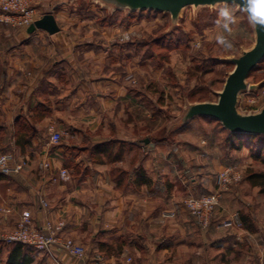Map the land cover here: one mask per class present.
<instances>
[{"label": "crops", "instance_id": "1", "mask_svg": "<svg viewBox=\"0 0 264 264\" xmlns=\"http://www.w3.org/2000/svg\"><path fill=\"white\" fill-rule=\"evenodd\" d=\"M38 8L40 18L45 12L41 4ZM26 29L10 32L0 26V117L5 119L0 133L7 134L0 147L3 143L17 158L28 160L19 174H0V232L16 228L22 210L30 211L37 226L62 218L63 234L85 250L89 246L88 255L109 245L106 256L101 253L107 264H242L249 258L245 248L264 246V220L257 218L254 206L247 207L254 230L223 224L245 205L237 188L225 193L206 227L184 208L188 194L214 190L223 165L239 161L238 149L217 139L183 147L191 155L186 158L181 147L167 140L142 141L137 117L142 97L112 76L106 50L63 45L60 26L54 34ZM45 40L52 44L49 55L41 51ZM24 69L39 76L31 80ZM20 81L30 87L22 100L13 93ZM46 101L51 112L40 117L35 108ZM53 118L60 130L71 133L72 142L50 144L42 136L55 124ZM23 128L35 136L18 145L15 134ZM192 151H198L196 157ZM44 156L51 165L41 170L37 163ZM60 166L69 170V180L59 179ZM165 211L174 216L164 217ZM258 233L262 238L257 242ZM13 248L0 243L1 264ZM55 255L61 264H93L59 248ZM30 256L29 264H53L43 251L33 249Z\"/></svg>", "mask_w": 264, "mask_h": 264}, {"label": "rangeland", "instance_id": "2", "mask_svg": "<svg viewBox=\"0 0 264 264\" xmlns=\"http://www.w3.org/2000/svg\"><path fill=\"white\" fill-rule=\"evenodd\" d=\"M39 4L43 13L54 10L60 30L64 32L59 38L63 45L76 48L85 44L96 51L106 50L110 65L107 69H111L112 76H117L123 85L125 83L129 92L139 93L142 97L137 109L139 137L172 142L181 147L186 158L191 155L183 147L205 146L217 139L226 143L227 131L214 119L195 117L184 126H179V122L188 103L217 100V91L221 90L227 74L233 69V64L225 62V59L238 56L254 43V30L243 15L237 13L240 16L238 25L231 33H225L233 45L225 50L214 39L217 14L211 6H186L173 23L168 12L117 9L99 0H39ZM6 30L16 32L19 29L6 27ZM41 46H44L41 51L46 55L53 51L52 44L46 40ZM5 68L8 70L7 64ZM23 74L31 80L39 76L25 69ZM246 81L256 88L239 93L237 108L242 113L264 107V61L250 72ZM20 83L19 87L13 88V93L22 100L28 95L29 86L26 87L22 81ZM4 121L0 117V123ZM53 122L55 124L50 126L60 130L55 118ZM63 130L61 127L59 142H72L71 133ZM217 130L224 133L216 137ZM0 135L4 137L5 133ZM42 136L48 138V130ZM3 137L0 136V142ZM238 150L239 161L233 163L240 166L242 177L230 189L237 188L243 193L244 211L248 212V205L254 206L258 211L255 213L257 218L264 220V191L252 186L246 178L251 172L264 171V144L259 158L255 157L254 145L243 144ZM197 153L192 151V156L196 157ZM212 219L213 216L209 223ZM5 233L0 232V236ZM260 238L262 233L256 235V241ZM247 239L253 237L249 235ZM244 253L249 254V258L242 264H264L262 244L245 248Z\"/></svg>", "mask_w": 264, "mask_h": 264}, {"label": "built area", "instance_id": "3", "mask_svg": "<svg viewBox=\"0 0 264 264\" xmlns=\"http://www.w3.org/2000/svg\"><path fill=\"white\" fill-rule=\"evenodd\" d=\"M39 0H0V26L10 29H25L38 18ZM62 136V131L49 127V143L57 144ZM0 156H7L9 159L5 162L4 168H0V174L16 175L19 174L27 164L26 158H17L14 152L5 151ZM51 159L49 156L41 158L37 167L41 170L49 169ZM242 171L238 164L229 162L225 164L216 175L215 188L211 192L195 195L188 194L184 199V206L189 214L194 217L198 223L206 227L209 224L214 210L220 205L224 195L230 188L241 179ZM60 180L70 179V172L66 167L60 166L58 170ZM41 203L47 205V202L41 198ZM164 217H173L174 212L165 211ZM233 224L242 228V220L238 212L230 214L228 219L223 220V224ZM65 220L58 218L56 220H46L42 226H37L32 222L31 213L28 210H22L16 228L2 234L0 241L6 244L20 243L33 249L43 251L53 264H61L55 255L57 248L69 253L80 260L90 259L93 264H107L105 258L100 252L88 255L84 246L74 240L72 237L65 236ZM238 239H240L238 237Z\"/></svg>", "mask_w": 264, "mask_h": 264}, {"label": "water", "instance_id": "4", "mask_svg": "<svg viewBox=\"0 0 264 264\" xmlns=\"http://www.w3.org/2000/svg\"><path fill=\"white\" fill-rule=\"evenodd\" d=\"M117 9L153 10L168 12L171 21L175 23L180 11L186 6H211L215 0H99ZM27 32L43 30L49 34L59 31L55 15L52 10L45 12L27 27ZM254 30V29H253ZM254 43L238 56L225 59L232 63L233 69L227 74L221 90L217 91L216 101H198L188 103L179 122V126L186 125L195 117L211 118L218 121L230 133L264 135V107L257 111L242 113L238 110L239 93L254 89L256 85L248 84L246 79L261 61H264V31L254 30ZM144 139V142H148Z\"/></svg>", "mask_w": 264, "mask_h": 264}, {"label": "trees", "instance_id": "5", "mask_svg": "<svg viewBox=\"0 0 264 264\" xmlns=\"http://www.w3.org/2000/svg\"><path fill=\"white\" fill-rule=\"evenodd\" d=\"M35 111L37 112L36 114L41 117L44 114L51 112V103L49 101L41 102L36 106ZM0 130H2L1 127H0ZM5 135L4 137L3 135H0L4 138V139L2 138V141H4L7 138V134ZM32 136H35V133L32 135L25 128L19 129L17 130L15 134V142L18 145H23L24 143L29 142ZM242 138H245V139H242ZM253 139H255L256 141L253 142L252 141ZM142 141H144V139ZM225 141H226L227 147L230 149H240L243 144L252 145V146L254 145L256 146V151L254 154L257 155V156L255 155L254 156L259 158L261 151H262V144H264V135L239 134V133H230L227 131ZM5 151H7L6 146L2 143L0 147V153L5 152ZM262 161H264V158H262ZM4 176H7V175H4ZM246 178L252 186H258L262 189V191H264V171L253 172V173L251 172L247 175ZM239 213H240L241 220H242V228L254 230L251 217L249 216V212L244 211L242 209L240 210ZM13 244H14V248L12 249L11 254L6 264H29L32 261V257L30 256V253L31 251H33V248L20 244V243H13ZM100 249L102 250L100 251V253L106 256L104 252L106 250L109 251V245L103 243L101 244Z\"/></svg>", "mask_w": 264, "mask_h": 264}, {"label": "clouds", "instance_id": "6", "mask_svg": "<svg viewBox=\"0 0 264 264\" xmlns=\"http://www.w3.org/2000/svg\"><path fill=\"white\" fill-rule=\"evenodd\" d=\"M212 7L217 14L215 20L217 32L214 39L225 50L233 46L225 33H231L233 27L238 25L240 16L237 13L246 18L252 29L264 31V0H215ZM8 159L7 156H0V168H4Z\"/></svg>", "mask_w": 264, "mask_h": 264}]
</instances>
